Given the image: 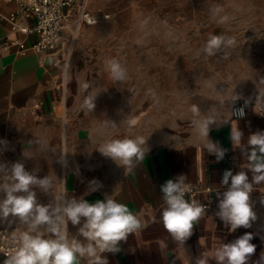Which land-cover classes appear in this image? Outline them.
Here are the masks:
<instances>
[{"label": "crops", "instance_id": "crops-1", "mask_svg": "<svg viewBox=\"0 0 264 264\" xmlns=\"http://www.w3.org/2000/svg\"><path fill=\"white\" fill-rule=\"evenodd\" d=\"M86 10L98 20L81 26L69 54L62 49L55 55H40L31 47L35 35L18 29L31 27L33 18L22 17L14 0H0V164L6 165L0 167V189L10 182L11 165L20 162L38 178L47 177L50 181L47 192L33 186L40 204L55 206V196L63 194L68 199L75 197L89 203L111 198L126 205L140 220L141 227L129 234L126 241L118 242V253L102 254L109 264H197L198 260L217 264L216 250L246 232L253 234L250 242L256 245L248 264H255L264 252V204L259 200L264 182L253 184L250 199L257 219L250 228L230 232L215 213L219 211L217 194L222 193L224 170L230 169L233 174L245 171L251 182L248 138L264 131V97L249 104L245 116L233 118L230 108L240 98L236 95L226 103L218 120L208 124V139L228 150L223 160L217 161L204 148L207 139L202 135V124L183 136L140 146L144 157H134L131 166L113 161L99 150L117 140V127L112 122L131 113L117 109L116 97H105L107 92L117 96L112 65L145 68L155 48L163 63L164 45L153 47L149 38H160L166 19L173 21L175 14L179 15L180 0H87ZM10 13H15V26L8 19ZM122 13L130 44L120 47L114 40H100V34H104L100 31L102 23L113 22ZM63 36L67 38V29ZM100 75L107 76V80L101 82ZM252 94L257 93L252 91L244 96ZM234 128L243 132L240 146L235 149L231 141ZM62 157L67 160L66 166L57 162ZM179 174L192 187L213 188L209 195H197L196 202L200 204L211 198V206L207 214L194 222L193 235L183 244L164 229L161 218L166 207L161 185ZM92 181L102 186L97 188ZM3 198L0 190V200ZM9 221L19 236L33 231L32 234L54 238L47 225L26 224L13 217ZM58 224L60 234L69 242L88 243L79 231L82 224L65 225L64 219ZM200 237L204 240L202 246L198 243ZM89 261L87 256H78L76 264Z\"/></svg>", "mask_w": 264, "mask_h": 264}, {"label": "rangeland", "instance_id": "rangeland-1", "mask_svg": "<svg viewBox=\"0 0 264 264\" xmlns=\"http://www.w3.org/2000/svg\"><path fill=\"white\" fill-rule=\"evenodd\" d=\"M124 19L102 23L100 40L129 45ZM213 37L220 43L209 52ZM160 43L163 63L153 49L145 68L120 67L117 96L105 94L131 113L112 122L117 140L142 139L148 147L216 122L236 95L264 97V0H180L179 15L166 19L160 38H149L153 47Z\"/></svg>", "mask_w": 264, "mask_h": 264}, {"label": "clouds", "instance_id": "clouds-1", "mask_svg": "<svg viewBox=\"0 0 264 264\" xmlns=\"http://www.w3.org/2000/svg\"><path fill=\"white\" fill-rule=\"evenodd\" d=\"M220 38L213 37L209 41L208 51L217 47ZM112 73L116 78H121L118 64L112 65ZM239 117H243L241 110ZM210 127L207 122L202 127V135L207 139L204 148L210 155H214L217 161L223 160L227 149L218 142L208 139ZM243 132L234 128L231 132L233 149L240 146ZM141 139L113 140L99 151L113 161H120L124 165L131 166L133 158L141 160L144 153L140 150ZM247 159L249 171L253 173L251 182L248 173L238 171L233 174L230 169L222 173L221 185L225 186L222 193L217 194L218 209L215 216L228 227L230 232L238 228H250L257 216L253 210L250 195L253 184L264 182V131H257L248 138ZM62 166L67 165L65 158L58 161ZM0 167H6L0 164ZM185 176L177 175L161 185V192L166 207L163 208L161 218L164 229L171 234L174 240L183 244L193 235L194 222L198 221L205 213V207L198 202H189L184 199L185 192L182 189ZM9 184L3 187L4 198L0 200V221H7L9 217L19 218L26 224L47 225V231L54 238H44L40 234H32L26 231L19 237L20 245L14 254L3 261V264H76L77 257H89V264H109L105 252L116 254L119 252L118 242L126 241L129 234L141 227L140 220L129 211L122 203L107 198L89 203L84 199L72 197L68 199L63 194L55 196V206L40 204L37 202L33 186H38L45 192L48 191L50 181L47 177L38 178L25 169L23 163H13L9 169ZM95 182L97 188L102 185ZM90 183V184H91ZM264 203V195L261 196ZM64 219L65 225L70 222L79 228L80 234L88 241L69 242L67 237L60 234L58 221ZM83 221V223H82ZM253 234L246 232L230 243L222 244L215 252L217 264H248L252 254L256 251V245L250 241ZM202 246L204 240L199 238ZM197 264H203L198 260ZM255 264H264V252Z\"/></svg>", "mask_w": 264, "mask_h": 264}, {"label": "built area", "instance_id": "built-area-1", "mask_svg": "<svg viewBox=\"0 0 264 264\" xmlns=\"http://www.w3.org/2000/svg\"><path fill=\"white\" fill-rule=\"evenodd\" d=\"M22 17H32L34 23L31 27H19V31L32 33L35 40L31 47L40 55H55L56 51L64 49L66 54L70 52V45L78 34L83 24H94L98 17L86 10L87 0H14ZM8 19L15 26V13H10ZM67 29L68 36H63ZM64 45H66L64 47ZM21 47H23L21 45ZM257 94L240 97L230 108L233 118H241L238 113L242 110L244 116L249 104L256 103ZM260 110V108H259ZM182 189L185 192L184 199L196 202L200 193L210 194L213 188L210 186L195 188L183 182ZM259 200L264 195V184L261 186ZM222 192L225 186L221 188ZM212 199H206L201 205L205 207V214L210 209ZM264 204V203H262ZM14 225L9 221H0V264L14 254L20 245V239Z\"/></svg>", "mask_w": 264, "mask_h": 264}]
</instances>
